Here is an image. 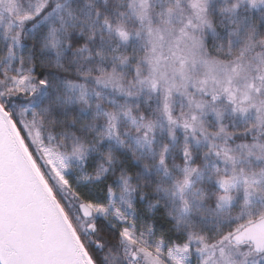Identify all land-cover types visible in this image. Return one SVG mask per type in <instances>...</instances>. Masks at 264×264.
<instances>
[{
	"label": "snow or ice",
	"instance_id": "1",
	"mask_svg": "<svg viewBox=\"0 0 264 264\" xmlns=\"http://www.w3.org/2000/svg\"><path fill=\"white\" fill-rule=\"evenodd\" d=\"M0 264H264V0H0Z\"/></svg>",
	"mask_w": 264,
	"mask_h": 264
}]
</instances>
